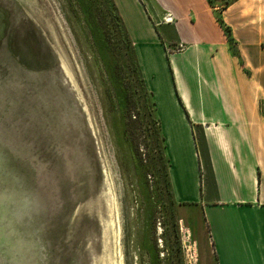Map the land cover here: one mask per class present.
<instances>
[{
  "label": "rangeland",
  "instance_id": "obj_1",
  "mask_svg": "<svg viewBox=\"0 0 264 264\" xmlns=\"http://www.w3.org/2000/svg\"><path fill=\"white\" fill-rule=\"evenodd\" d=\"M114 1L0 0V264H217L201 212L172 197L153 93ZM237 1L213 0L219 18ZM118 2L130 20L131 1ZM242 7L264 16V0ZM259 223L255 260L240 264H264Z\"/></svg>",
  "mask_w": 264,
  "mask_h": 264
},
{
  "label": "crops",
  "instance_id": "obj_2",
  "mask_svg": "<svg viewBox=\"0 0 264 264\" xmlns=\"http://www.w3.org/2000/svg\"><path fill=\"white\" fill-rule=\"evenodd\" d=\"M130 1V20L115 3L156 103L172 196L201 212L217 264L255 260L264 218V16L247 13L245 0L221 10L224 24L208 0H160L156 14Z\"/></svg>",
  "mask_w": 264,
  "mask_h": 264
},
{
  "label": "trees",
  "instance_id": "obj_3",
  "mask_svg": "<svg viewBox=\"0 0 264 264\" xmlns=\"http://www.w3.org/2000/svg\"><path fill=\"white\" fill-rule=\"evenodd\" d=\"M209 1V3L211 4V6L212 7H217V5H215V3L213 2V0H208ZM115 2V1H114ZM229 3L227 2V3H225L223 6H222V8H227V7H229ZM115 6H116V8H117V11H118V15H119V17L122 19V17H121V15H120V13H119V10H118V7H117V5H116V3H115ZM219 20H220V22L222 23V24H224L223 23V19L222 18H219ZM122 22H123V19H122ZM123 24H124V22H123ZM124 26H125V24H124ZM229 28V27H228ZM125 29H126V27H125ZM126 31H127V29H126ZM230 31V29H228V32ZM128 32V31H127ZM232 41V40H231ZM132 42V41H131ZM153 99H154V97H153ZM154 105H155V108H156V103H155V100H154ZM159 119V118H158ZM159 123H160V121H159ZM160 130H161V125H160ZM161 133H162V131H161ZM162 138H163V141H164V153H165V137L163 136V134H162ZM167 160H168V163H169V159L167 158ZM168 167H169V164H168ZM167 177H168V170H167ZM168 181H169V178H168ZM169 186H170V183H169ZM171 189V188H170ZM171 194H172V192H171ZM173 197V196H172ZM174 199V198H173ZM175 200V199H174Z\"/></svg>",
  "mask_w": 264,
  "mask_h": 264
},
{
  "label": "water",
  "instance_id": "obj_4",
  "mask_svg": "<svg viewBox=\"0 0 264 264\" xmlns=\"http://www.w3.org/2000/svg\"><path fill=\"white\" fill-rule=\"evenodd\" d=\"M59 56H60V59H61V62H60V67L62 68V70L64 71V73L67 75V74H72V65L69 61V57L68 55L64 52L63 55L59 53ZM67 72H66V71Z\"/></svg>",
  "mask_w": 264,
  "mask_h": 264
}]
</instances>
